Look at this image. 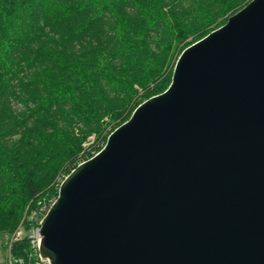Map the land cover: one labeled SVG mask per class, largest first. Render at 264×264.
Instances as JSON below:
<instances>
[{
  "label": "water",
  "instance_id": "1",
  "mask_svg": "<svg viewBox=\"0 0 264 264\" xmlns=\"http://www.w3.org/2000/svg\"><path fill=\"white\" fill-rule=\"evenodd\" d=\"M41 233L48 264H264V0L181 54Z\"/></svg>",
  "mask_w": 264,
  "mask_h": 264
},
{
  "label": "trees",
  "instance_id": "2",
  "mask_svg": "<svg viewBox=\"0 0 264 264\" xmlns=\"http://www.w3.org/2000/svg\"><path fill=\"white\" fill-rule=\"evenodd\" d=\"M252 1L0 0V232L27 229L43 199H58L62 167L66 179L96 156L80 157L85 139L105 134L101 152L170 87L175 58ZM11 255L37 262L27 237Z\"/></svg>",
  "mask_w": 264,
  "mask_h": 264
},
{
  "label": "rangeland",
  "instance_id": "3",
  "mask_svg": "<svg viewBox=\"0 0 264 264\" xmlns=\"http://www.w3.org/2000/svg\"><path fill=\"white\" fill-rule=\"evenodd\" d=\"M224 20L222 21L221 24L224 23V25H225L228 22L229 18L228 19H224ZM122 23L124 24L125 21L122 20ZM189 42H190L189 44L193 43L194 42V38H191L189 40ZM178 59H179V57L178 58H175L174 65L172 66V69L169 70V72L167 74V77L171 73L173 74ZM34 79H35V77L32 74H22V75H20L19 81L20 82H30V81L34 82ZM27 104H28V102L26 101L25 102V105H27ZM23 106H24V101H21V102H19V104H17L15 106V108L22 110L23 109ZM75 131H76V135L77 136H81V133H83L82 131H86V129H83V127L80 126V127H77ZM82 136H84V135L82 134ZM103 137H104V139L106 138L105 134H103ZM103 137L99 139L98 134L92 132L85 139V141L82 143L83 152L80 155V157H82L85 153L87 155H90V154L91 155H94V156L97 155V151L100 150L104 146V143L105 142H104ZM65 170H66V167H62V170H61L60 174L56 177V180H57L56 181L57 182L56 183V186L58 185V187L62 184V182L65 179V175H66L65 174ZM44 200L45 199H43V203L39 206L38 209H41L45 205H47V202H45ZM14 234L15 233L11 234V233H7V232H0V264H11V262H12V255H11V253H12L13 244L15 243V241L13 239L14 238Z\"/></svg>",
  "mask_w": 264,
  "mask_h": 264
},
{
  "label": "built area",
  "instance_id": "4",
  "mask_svg": "<svg viewBox=\"0 0 264 264\" xmlns=\"http://www.w3.org/2000/svg\"><path fill=\"white\" fill-rule=\"evenodd\" d=\"M53 205V204H52ZM45 205L43 208L33 212L28 218V228L20 227L14 234V241H20L21 239L27 237L30 241L32 249L35 251L37 262L36 264H48V261L43 259L40 255V246L42 242V222L49 212L50 208ZM13 264V262H11Z\"/></svg>",
  "mask_w": 264,
  "mask_h": 264
}]
</instances>
